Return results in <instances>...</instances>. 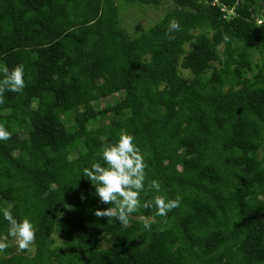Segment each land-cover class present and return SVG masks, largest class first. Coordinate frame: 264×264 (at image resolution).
Wrapping results in <instances>:
<instances>
[{"label":"trees","instance_id":"1","mask_svg":"<svg viewBox=\"0 0 264 264\" xmlns=\"http://www.w3.org/2000/svg\"><path fill=\"white\" fill-rule=\"evenodd\" d=\"M116 1L0 0V65L25 79L0 104V208L36 232L0 264H264V0H134L170 5L135 38ZM121 130L147 164L141 204L180 198L167 216H95L111 205L82 170Z\"/></svg>","mask_w":264,"mask_h":264},{"label":"clouds","instance_id":"2","mask_svg":"<svg viewBox=\"0 0 264 264\" xmlns=\"http://www.w3.org/2000/svg\"><path fill=\"white\" fill-rule=\"evenodd\" d=\"M218 0L214 3L217 4ZM234 14L233 10L228 11ZM259 23L261 20L258 21ZM169 32L180 31L179 22L173 18L169 21ZM174 38V37H170ZM227 39V37H225ZM0 104L4 103L6 91L22 93L25 87L24 67L17 65L9 70L6 65H0ZM11 133L3 124H0V141H7ZM98 155L103 161L93 162L90 167L83 168V176L87 178L95 189V195L101 204L111 205L104 210H96L98 218L115 217L122 226L127 227L131 214L136 213L141 206L145 209L155 208L157 216H167L168 212L179 207L180 198L168 199L165 195L157 194L151 200L141 204L140 194L145 191V179L147 164L140 148L134 143V137L126 130L119 132V138L114 143H105L101 146ZM55 190L56 185H50ZM160 182L152 180L148 184V191L160 192ZM84 197H82L83 199ZM4 219L8 222L7 235L14 238L18 251L29 250L35 242V227L28 218L18 221L9 208H0ZM145 228L151 230V226L145 223ZM9 247L6 238L0 239V252Z\"/></svg>","mask_w":264,"mask_h":264},{"label":"rangeland","instance_id":"3","mask_svg":"<svg viewBox=\"0 0 264 264\" xmlns=\"http://www.w3.org/2000/svg\"><path fill=\"white\" fill-rule=\"evenodd\" d=\"M116 3L118 5V9H120V12L118 14L120 24L122 25L123 29L127 31L128 35L133 38L139 36L142 31H146L149 28L153 27L156 23H158L164 17L170 6L166 1H163L162 6L160 7L151 6L138 1L135 2L134 0H117ZM259 19L264 23V12L263 17ZM254 61L259 62L261 61V58L256 55ZM183 73L186 78L190 77V74L186 71H184ZM116 99L117 98H108L106 100L95 103V106L96 108H98V110H103L105 109L107 103H114ZM64 118L70 119L71 122H73L74 119L72 115H65ZM22 132L24 136L27 134L26 130H23ZM75 155L76 154L73 153L72 157H74ZM262 157H264V150H261L260 152V158ZM55 237L58 238L59 235ZM6 242L11 246H17L14 238H6ZM34 251L35 248L34 245H32L29 249V253H33Z\"/></svg>","mask_w":264,"mask_h":264}]
</instances>
